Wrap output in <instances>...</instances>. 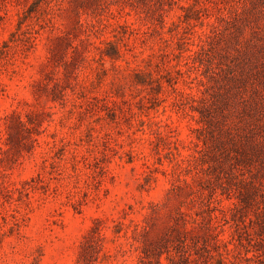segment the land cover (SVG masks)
<instances>
[{
	"label": "rangeland",
	"instance_id": "374dc122",
	"mask_svg": "<svg viewBox=\"0 0 264 264\" xmlns=\"http://www.w3.org/2000/svg\"><path fill=\"white\" fill-rule=\"evenodd\" d=\"M233 7L0 0V264H264V17Z\"/></svg>",
	"mask_w": 264,
	"mask_h": 264
},
{
	"label": "trees",
	"instance_id": "16d2710c",
	"mask_svg": "<svg viewBox=\"0 0 264 264\" xmlns=\"http://www.w3.org/2000/svg\"><path fill=\"white\" fill-rule=\"evenodd\" d=\"M241 3V8L239 7H233L232 10L229 11V15L226 14H222L220 16V19L222 22H224L225 26H229L231 24L234 25V27L237 30H241L242 26H240V22H243V18L247 19L248 16H250V18L256 19L258 20L259 17H264V0H239ZM253 38H261L264 39V30L261 29L260 27H258V30L255 31V34L253 36ZM250 48H252V46H255V49L261 48L262 46L260 44H258L257 42H252V41H248L247 43ZM258 58V55H256V59ZM263 70L258 71V74H262ZM243 82H245V80H243ZM254 91V97H251V104L249 107H246V110L248 111V113L251 115V118H255L256 124L261 123V114L259 112V109L257 107H259L260 105V100L262 99V95L259 91L257 90H253ZM253 115V116H252ZM252 133V136H254V132L253 130H250ZM251 148L257 153L256 155L259 157V155L262 156V159L264 158V146L260 143H257L253 146H251ZM210 220H212L211 216H210ZM208 230V228H207ZM212 229L209 228V231L207 234L204 235H200V233L198 232L197 228H193L191 230V232H193V245H197L196 242H198V239H200V237H212L213 234L211 233ZM264 255V254H263ZM258 257L257 254H255L252 258L246 257V260H254ZM146 264V263H145Z\"/></svg>",
	"mask_w": 264,
	"mask_h": 264
}]
</instances>
